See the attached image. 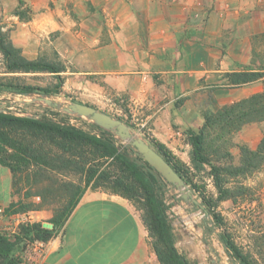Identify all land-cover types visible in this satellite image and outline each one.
<instances>
[{
    "label": "crops",
    "instance_id": "obj_1",
    "mask_svg": "<svg viewBox=\"0 0 264 264\" xmlns=\"http://www.w3.org/2000/svg\"><path fill=\"white\" fill-rule=\"evenodd\" d=\"M28 1L29 20L9 17L16 23L15 46L29 59L58 52L68 83L128 95L143 125L185 161L183 147L191 154L185 130L202 127L203 113L232 90H211L210 84L250 67L252 37L261 32L262 0ZM246 86L235 87L238 96L223 105L264 90L248 92ZM263 127L264 121L245 125L238 132L242 143L255 148ZM20 200L12 170L0 162V234L26 213L51 227L49 211L10 213ZM16 256L19 264H163L144 212L104 189L86 190L61 232L45 241V255L37 262L28 261L23 250Z\"/></svg>",
    "mask_w": 264,
    "mask_h": 264
},
{
    "label": "trees",
    "instance_id": "obj_2",
    "mask_svg": "<svg viewBox=\"0 0 264 264\" xmlns=\"http://www.w3.org/2000/svg\"><path fill=\"white\" fill-rule=\"evenodd\" d=\"M0 52L3 54L6 68L9 72L60 74L66 71L63 65L55 64L43 58L29 59L22 50L15 46L12 39L0 28ZM264 79V65L261 67H246L239 71L226 72L223 80L230 87H242ZM22 92H34V86H19ZM59 89V87L57 88ZM49 93V89H43ZM54 108V107H53ZM54 116L60 111H52ZM129 113L128 111H126ZM204 124L199 129L186 130L188 142L191 145L190 165L177 158L172 150L155 137L145 139L182 175L187 183L192 182L191 174L205 173L209 167V175L217 190L215 196L199 191L203 199L206 217H211L214 225L222 229L219 237L229 256L239 264H257L256 259L246 253L233 239L226 229V221L219 211L220 204L231 200L234 203L249 202L262 206L258 189L245 181L264 169V134L259 144L253 148L247 143H238L239 162H234L233 153L226 147L230 145L234 134L250 123L264 121V91L226 104L216 111L206 110ZM53 115L33 114L16 115L11 112L0 113V162L9 167L16 176L18 172L38 166L42 159L39 153L27 149L18 142L11 130L32 131L50 143L57 145L64 153L76 157H85L86 149H95V158H113L114 164L120 168L115 175L102 169V163H94L86 159L83 167L87 172L85 184L68 183V202L56 210L50 219L51 227H45L41 222H28L20 225L19 234L14 240L0 234V264H19L16 256L18 250H23L28 241H48L65 227L69 217L89 187L94 189L105 183H110L112 191L137 202L144 212L154 249L163 264H192L176 245L174 226L170 219L169 205L165 200V189L173 185L158 179L151 171L146 170V162H137L135 149L126 147L114 133L98 126L101 135L90 134L71 124L57 119ZM127 123H130L129 121ZM135 127L134 124H130ZM10 130V131H9ZM130 154V156H128ZM196 186V185H195ZM197 188V187H196ZM31 205L20 200L11 204L9 212L19 213L31 211ZM264 246V232L257 236ZM263 243V244H262Z\"/></svg>",
    "mask_w": 264,
    "mask_h": 264
},
{
    "label": "rangeland",
    "instance_id": "obj_3",
    "mask_svg": "<svg viewBox=\"0 0 264 264\" xmlns=\"http://www.w3.org/2000/svg\"><path fill=\"white\" fill-rule=\"evenodd\" d=\"M250 3H253V1H250ZM258 9L261 15V32L252 37L254 50L252 59L246 65L255 68L264 65V0L260 1ZM32 14V6L28 0H0V28L10 38L12 30L16 28V23L14 18L9 17L17 16L20 21H27ZM43 59L67 68L60 60L58 52L52 51L50 57ZM70 68L74 67L70 65ZM210 85H212L209 88L211 90L218 88L224 90L232 89L230 93L228 92L229 94H224L221 96V100L219 99L217 103L214 102L212 104L210 109L213 111L223 107L225 105H223L224 101L238 96L234 93L235 87L227 86L226 81L221 78L214 80ZM19 86H34L37 88L34 92L37 94L46 93L53 100L63 104L71 101L90 104L99 110L122 119L125 123L129 121L130 123H127L129 125L134 124V130L143 138L145 136L154 137L149 130L148 124L143 125L144 122L141 116L133 113L134 110L128 95L116 94L106 87L97 90H93L90 87H78L76 82H66V75L63 72L59 75L50 72H9L6 68L3 54L0 52V107H4L7 112L16 115H40L46 113L54 116L52 111H60L58 107L53 108L43 102H29L31 98L23 95L18 88ZM58 87L59 89H57ZM246 88L245 91L248 92L259 88L264 89V80L257 84H250ZM43 89H49L50 92L47 93ZM54 117L62 119L65 123L90 134H102L98 125L88 118L73 116L63 112ZM262 132L264 134V127ZM184 133L186 134V130ZM10 134L15 136L22 146L39 153V158L42 159L38 166L20 171L16 176V191L25 203L31 205L33 211L45 210L52 213L53 216L56 210L66 205L68 202L67 184H85L87 172L83 170V167L88 168L90 165L85 164L86 159H94V163H102V169L109 170L115 175L121 173L118 164H114L113 158H95V149L93 147L86 149L85 157H76L64 153L57 145L33 134L32 131L11 130ZM187 141L188 137L186 134L184 143ZM242 141L243 139L236 133L233 135L232 140L229 141L230 145L226 147L233 153L235 163L239 162L237 144L242 143ZM183 149L187 151L185 155L186 161L175 154L173 150L172 152L177 158L190 165L191 154L189 148L184 146ZM134 155L136 154L134 153ZM207 169L205 173L191 174L192 182H186L189 188L193 190L195 198L199 201L198 204L184 200L178 189L173 185H168L165 189V200L169 205L168 213L174 226L176 245L179 251L192 264H239L229 256L220 240L219 235L222 233V229L214 225L210 216L206 217L203 199L199 191H203L210 196L217 194L214 182L208 172L209 167ZM245 183L258 189L262 206L259 207L257 203H234L231 200H227L220 204L219 211L226 221V229L235 242L246 253L251 254L256 259L257 264H264V246L260 245L261 241L257 239V236L264 232V169L247 179ZM88 189L94 188L89 187ZM96 189L113 190L108 182ZM134 203L138 206L137 202ZM35 219H39L37 214H35Z\"/></svg>",
    "mask_w": 264,
    "mask_h": 264
},
{
    "label": "water",
    "instance_id": "obj_4",
    "mask_svg": "<svg viewBox=\"0 0 264 264\" xmlns=\"http://www.w3.org/2000/svg\"><path fill=\"white\" fill-rule=\"evenodd\" d=\"M21 93L30 97L31 101L29 102L31 103L43 102L51 107H58L63 113L88 118L96 125L114 133L125 142L126 147L135 149V154L139 157L137 162L140 164L146 162V170L151 171L158 179L173 184V186H175L180 192L181 197L187 202L196 204L199 203V201L195 198L193 190L189 188L182 175H180L145 138L138 134L132 126L125 123L122 119L114 117L105 111L99 110L90 104L78 101H71L67 104H63L62 102L53 100L46 93ZM1 112L7 111L4 107H0V113ZM26 115L32 116L29 114ZM128 156H130V154H128Z\"/></svg>",
    "mask_w": 264,
    "mask_h": 264
},
{
    "label": "built area",
    "instance_id": "obj_5",
    "mask_svg": "<svg viewBox=\"0 0 264 264\" xmlns=\"http://www.w3.org/2000/svg\"><path fill=\"white\" fill-rule=\"evenodd\" d=\"M4 210L0 209V213H3ZM32 217L30 213L22 214V217L19 219V222L13 225H9L3 229V234L9 239L14 240L19 234L20 225L22 223H28L31 221ZM25 258L30 262H37L40 258L45 255V241L43 240H33L26 243L25 248L23 249Z\"/></svg>",
    "mask_w": 264,
    "mask_h": 264
},
{
    "label": "bare ground",
    "instance_id": "obj_6",
    "mask_svg": "<svg viewBox=\"0 0 264 264\" xmlns=\"http://www.w3.org/2000/svg\"><path fill=\"white\" fill-rule=\"evenodd\" d=\"M186 228H188V227H186ZM196 239V238H195Z\"/></svg>",
    "mask_w": 264,
    "mask_h": 264
}]
</instances>
